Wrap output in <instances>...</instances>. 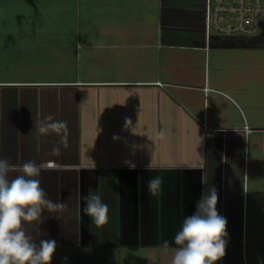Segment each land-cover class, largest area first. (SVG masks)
<instances>
[{
    "label": "crops",
    "instance_id": "obj_1",
    "mask_svg": "<svg viewBox=\"0 0 264 264\" xmlns=\"http://www.w3.org/2000/svg\"><path fill=\"white\" fill-rule=\"evenodd\" d=\"M49 115L66 148L37 138ZM0 158L43 165L46 197L67 204L24 225L56 241L51 264H170L213 186L228 234L216 264H264V29L208 31L206 0H0ZM90 192L109 207L101 228Z\"/></svg>",
    "mask_w": 264,
    "mask_h": 264
},
{
    "label": "clouds",
    "instance_id": "obj_2",
    "mask_svg": "<svg viewBox=\"0 0 264 264\" xmlns=\"http://www.w3.org/2000/svg\"><path fill=\"white\" fill-rule=\"evenodd\" d=\"M131 121L126 119L125 125ZM37 138L55 134L58 145L68 146L67 122L54 120L51 115L35 124ZM162 139L163 131L158 133ZM53 155L60 154V147H53ZM43 165L33 161L12 165L0 158V264H51L56 250L55 240H41L37 245L26 234L25 223L41 221L42 213L63 212L67 204L52 201L41 187L40 176ZM151 171V163L146 165ZM19 172L9 179V173ZM163 179L160 176L149 179L147 190L151 196H159ZM83 212L98 228L109 221V207L99 194L91 193L85 198ZM218 193L213 186L202 194L193 215L183 219L180 230L174 237L177 246L170 264H216L225 257L227 247V220L217 211ZM164 250L169 247L164 242Z\"/></svg>",
    "mask_w": 264,
    "mask_h": 264
},
{
    "label": "built area",
    "instance_id": "obj_3",
    "mask_svg": "<svg viewBox=\"0 0 264 264\" xmlns=\"http://www.w3.org/2000/svg\"><path fill=\"white\" fill-rule=\"evenodd\" d=\"M207 29L251 36L264 29V0H206Z\"/></svg>",
    "mask_w": 264,
    "mask_h": 264
}]
</instances>
